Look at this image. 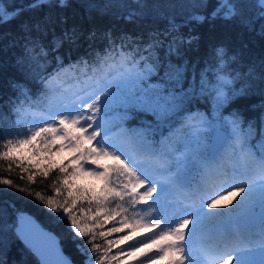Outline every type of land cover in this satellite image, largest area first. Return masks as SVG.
Instances as JSON below:
<instances>
[{"label": "snow or ice", "instance_id": "obj_1", "mask_svg": "<svg viewBox=\"0 0 264 264\" xmlns=\"http://www.w3.org/2000/svg\"><path fill=\"white\" fill-rule=\"evenodd\" d=\"M44 5L62 8L67 0H32L25 7ZM255 6L258 15L248 18L243 14L245 5L238 0H218L210 14H193L190 19L203 23L239 18L252 31L259 21L264 35V0H257ZM138 7L145 5L138 3ZM22 11L0 7V23ZM50 23L54 21L45 17L24 26L25 52L38 49L41 56L48 55L32 31L42 35L52 31L53 52L64 41L77 39L75 28L56 37ZM178 28L173 24L165 33L150 36L146 43L125 36L117 44L109 34V48L103 57L97 54L95 61L81 58L68 68L61 62L55 74L42 80L43 91L35 101L27 89L17 85L24 99L13 105V126L0 127V161L7 163L8 172L15 166L21 171L20 179L27 173V180L33 183L36 177L44 179L57 172L52 182L55 195L36 196L51 212L60 214L58 219L68 222L73 239L83 238L91 246L78 244L87 257L84 264H127L128 258H134V264H264V64L259 73L250 69L243 75L229 73L227 78L216 73L215 83L208 79L207 69H199V88L191 83L186 87L191 66L162 60L155 54L156 48L164 46L161 36L168 41V55L179 54L180 45L199 40L198 36L185 39L173 35ZM213 51L221 70L236 59L224 45ZM257 92L262 98L258 121H246L236 113L229 121L231 133L222 143L209 145L200 134L203 127H212L205 117L199 118L194 133L181 136L170 130L168 136L155 137L161 124L182 114L190 96H210L219 110L238 97ZM116 109L123 113L118 125L112 122ZM130 112L153 120L142 121L140 128L126 129L123 121L130 118ZM180 123L193 127L190 119ZM24 146L37 158L64 150L70 158L66 164L51 163L41 169L39 164H25L23 155H14ZM103 159L113 163H101ZM89 163L91 167L86 168ZM81 173L95 177L102 186L76 188L73 181ZM0 184L12 187L13 181L3 178ZM109 221H114L112 227L104 230ZM125 229L126 234L118 239H107ZM98 238L104 240L103 245L96 243ZM129 241L132 243L127 248L110 255L113 248Z\"/></svg>", "mask_w": 264, "mask_h": 264}, {"label": "trees", "instance_id": "obj_2", "mask_svg": "<svg viewBox=\"0 0 264 264\" xmlns=\"http://www.w3.org/2000/svg\"><path fill=\"white\" fill-rule=\"evenodd\" d=\"M217 2L218 0H67V6L62 8L44 5L37 9H28L25 6L32 3V0H0V7L6 6L10 10L23 9L19 16H15L13 12L15 18L0 23V114L4 116V119L0 120V127L13 126L15 120L12 113L13 105L19 104L24 99L17 85L28 90L31 100H37L43 91L42 80L55 74L61 67V62L64 68H68L76 65L81 58L95 61L97 54L103 57L105 49L109 48L107 39L109 34L117 44L120 43V38L125 36L132 37L134 42L146 43L150 36L165 33V30L175 24L179 28L173 35H182L185 39L189 36H198L199 40L193 41L191 45L187 43L180 45L179 54H167L168 41L164 36H161L164 46L155 49V54L162 60L170 59L175 64L186 62L191 66L186 87L191 83L195 88H199L197 74L199 69H207L208 79L213 83H215L216 73L224 75L225 78L229 73L239 72L243 75L250 69L259 73L261 65L264 64V35L260 33L259 21L256 22L255 30L252 31L239 18L208 19L203 23H196L190 19L193 14H210ZM238 2L245 5L243 8L245 17L255 18L258 15V8L255 6L257 0H238ZM138 3L145 7H138ZM202 3H206L207 7H197ZM89 5L110 6L90 8ZM130 14L131 19L128 18ZM45 17L54 21L48 27L54 29L56 37H62L64 31L75 28L77 39L74 42L64 41L53 52L51 51L53 32L48 31L46 35H42L32 31L31 35L45 46L48 55L41 56L38 49L35 53L25 52L24 26L37 21L42 22ZM219 45H224L229 55L236 57L235 61L225 64L222 70L216 66L213 51ZM112 55L116 56V52L114 51ZM56 57H59V60ZM192 69L196 71L193 72ZM188 90L192 91V89ZM261 99L257 92L255 95L238 97L224 108L217 110L215 101L210 96H190L182 106V114L161 124L155 132V137L159 139L161 134L168 136L170 130L175 132L177 127L182 126L180 121L189 119L192 114L198 118L218 120L221 117H233L239 113L246 121H258L262 114L259 108ZM113 114L120 120L123 113L120 109H116ZM129 116V119L123 121L126 129L140 128L142 121L153 120L151 116H144L141 113L130 112ZM211 135L212 132L208 134V144ZM14 155L18 157L23 155L25 164H39L41 169L48 167L51 163L57 165L64 163L56 155L34 157L30 150H18L14 152ZM56 175L57 172L54 170L47 178L36 177L33 183L27 180V173H24V178L20 179L19 169L14 166V170L8 172L7 163L0 161V179L7 178L13 181L12 187L0 184V264H41L36 254L15 231L18 216L22 211L31 212L45 227L55 231L61 239L65 252L78 264H84L87 257L78 248V244H84L89 249L91 246L85 244L83 238L73 239L75 234L70 230L68 222L58 219L60 214L51 212L36 196V193L45 198L55 195L52 191V182ZM73 183L76 188L91 187L84 183L79 184L78 177ZM18 187L27 191H18ZM29 193L32 194L29 195ZM114 206V204L111 205V207ZM113 223L114 221H109L104 230L111 228ZM112 236L107 239H113ZM96 243L103 245L104 240L98 238Z\"/></svg>", "mask_w": 264, "mask_h": 264}, {"label": "water", "instance_id": "obj_3", "mask_svg": "<svg viewBox=\"0 0 264 264\" xmlns=\"http://www.w3.org/2000/svg\"><path fill=\"white\" fill-rule=\"evenodd\" d=\"M227 138L225 130L216 128L213 131L210 145L222 143ZM15 231L19 238L36 254L41 264H78L63 249L59 235L45 227L31 212H20Z\"/></svg>", "mask_w": 264, "mask_h": 264}, {"label": "rangeland", "instance_id": "obj_4", "mask_svg": "<svg viewBox=\"0 0 264 264\" xmlns=\"http://www.w3.org/2000/svg\"><path fill=\"white\" fill-rule=\"evenodd\" d=\"M117 59H119V57H117ZM193 117H194L195 119H191V118H193ZM189 119H190V122H191V124L193 125V127H191V128H185V127H182V126H181L180 128L177 127V128L175 129V133H177V135H181V136H182V135H184L185 133H189V134H191V133H194V132H195L196 127L199 125V118L196 117V116H194V114H192V115L189 117ZM231 119H232V117H230V116H225V117H223L222 119H218V120H215V119H213V120H207L208 122L211 123L212 127L209 128V127L205 126V127H203V128L201 129V132H200V134H201L203 137L206 138V143H207L208 140H209L207 134L210 133L212 130H214V129L217 128V127L226 130V131H227V134H228V136H229L230 133H231V127H230L229 121H230ZM112 122H113V124L118 125L119 122H120V120H119V118H118L116 115L112 114ZM86 146H87V145H86ZM22 150H24V151H25V150H29V147H28V146H24ZM56 156H57L61 161H63L64 163H67V162H68V159L70 158L68 150H64V152L59 153V154H56ZM101 163H104V164H112L113 161L108 160V159H103V160L101 161ZM85 167H86V168L91 167L90 163H89V164H86ZM78 179H79V181H80L79 184L84 183V185H86V186L90 185L91 187H99L100 185L102 186V184H101L100 181H98L95 177H92V176L87 175L86 173H81V174L78 176ZM1 185H2V184H1ZM2 186H7V185H2ZM82 188H84V187H82ZM228 199H231V197H229ZM226 202H227V201H224V202H222V203H226ZM234 203H235V202H234ZM137 207H140V206H137ZM1 212H2V211H1ZM119 219H120V217L117 216L116 220H119ZM116 226L119 227L120 225L117 224ZM126 232H127V229H125V231H124V232H121V233H113V234H115V235L112 236V238H113V239H118L119 236H122V235L126 234ZM113 234H112V235H113ZM131 243H132V241H129L128 244H123V245H120V246L117 247V248H113V250L111 251V255H115V254H116L121 248H127L128 245L131 244ZM115 264H116V262H115ZM127 264H134V258H128V260H127ZM137 264H138V262H137Z\"/></svg>", "mask_w": 264, "mask_h": 264}, {"label": "bare ground", "instance_id": "obj_5", "mask_svg": "<svg viewBox=\"0 0 264 264\" xmlns=\"http://www.w3.org/2000/svg\"><path fill=\"white\" fill-rule=\"evenodd\" d=\"M156 264H167V261H157Z\"/></svg>", "mask_w": 264, "mask_h": 264}]
</instances>
